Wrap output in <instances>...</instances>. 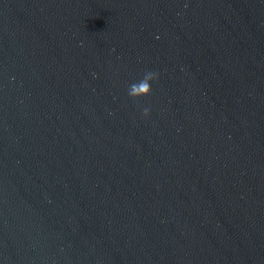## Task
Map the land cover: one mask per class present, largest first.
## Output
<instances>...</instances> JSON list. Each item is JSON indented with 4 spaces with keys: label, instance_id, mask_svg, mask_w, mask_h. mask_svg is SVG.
<instances>
[{
    "label": "water",
    "instance_id": "obj_1",
    "mask_svg": "<svg viewBox=\"0 0 264 264\" xmlns=\"http://www.w3.org/2000/svg\"><path fill=\"white\" fill-rule=\"evenodd\" d=\"M0 264H264V0H0Z\"/></svg>",
    "mask_w": 264,
    "mask_h": 264
},
{
    "label": "clouds",
    "instance_id": "obj_2",
    "mask_svg": "<svg viewBox=\"0 0 264 264\" xmlns=\"http://www.w3.org/2000/svg\"><path fill=\"white\" fill-rule=\"evenodd\" d=\"M155 76H156L155 73H150L144 80L140 81L139 83L133 84L130 87L129 95L137 96V97L150 95L152 87L149 81L153 79ZM144 114L148 115L149 110L145 109Z\"/></svg>",
    "mask_w": 264,
    "mask_h": 264
}]
</instances>
